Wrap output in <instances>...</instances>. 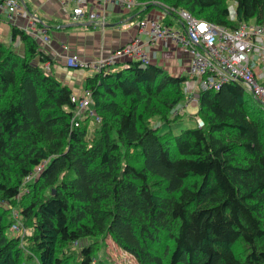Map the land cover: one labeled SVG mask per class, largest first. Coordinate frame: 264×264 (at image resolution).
<instances>
[{
	"label": "trees",
	"instance_id": "1",
	"mask_svg": "<svg viewBox=\"0 0 264 264\" xmlns=\"http://www.w3.org/2000/svg\"><path fill=\"white\" fill-rule=\"evenodd\" d=\"M136 1L131 20L164 6L229 29L264 22V0ZM48 61L16 26L0 41V264H109L94 258L107 237L138 264H264V107L251 93L203 91V126L160 134L152 120H179L186 76L127 61L86 77L99 122L72 127V91ZM8 206L29 235H10Z\"/></svg>",
	"mask_w": 264,
	"mask_h": 264
},
{
	"label": "built area",
	"instance_id": "2",
	"mask_svg": "<svg viewBox=\"0 0 264 264\" xmlns=\"http://www.w3.org/2000/svg\"><path fill=\"white\" fill-rule=\"evenodd\" d=\"M108 2L121 5L127 11L142 7L136 0H66L64 4L70 5L69 15L73 23L96 22L104 29V7ZM98 3L103 7L100 11H95L93 6ZM21 8L19 0H0V11H7L10 18L17 16ZM159 9L161 17L144 18L137 23V27L140 33L147 36L148 44L169 40L189 57L187 80L183 83V92L188 103L197 106L201 92L218 91L226 84L237 83L264 107V22H243L237 28L229 29L195 18L183 9H168L164 6ZM166 11L176 17L182 26L181 29L164 25L162 18ZM124 26L129 27L130 24L126 23ZM24 31L33 37L36 36L31 31ZM38 31L42 34V41L47 42L46 28L40 27ZM144 47V43L135 39L92 62H86L77 55H69L65 58V66L93 74L104 67L115 66L124 61H138L145 65L149 63V56ZM73 101L75 109L71 119L72 127H78L80 121L89 115L96 123L99 122L93 114L89 92L85 91L78 102L74 98ZM195 119L196 127L201 128L202 120L198 117ZM36 172L38 173L39 169ZM12 232L20 236L27 235V231L17 221L13 222Z\"/></svg>",
	"mask_w": 264,
	"mask_h": 264
},
{
	"label": "crops",
	"instance_id": "3",
	"mask_svg": "<svg viewBox=\"0 0 264 264\" xmlns=\"http://www.w3.org/2000/svg\"><path fill=\"white\" fill-rule=\"evenodd\" d=\"M19 2L22 8L17 16L10 18L7 11H0V41L5 44L10 43L12 26L35 34L39 50L49 58L42 67L71 89L76 102L84 96L85 79L91 74L83 70L67 68L65 58L69 55H77L86 62H92L135 39L145 44L149 64L159 66L173 76L187 78L189 57L177 45L169 40H158L148 44L147 36L138 30L137 23L140 20L162 16L159 8L149 11L140 20H131L132 13L139 7L127 11L121 5L108 2L104 7L106 26L101 29L96 22L73 23L69 15L70 5H65L66 0H19ZM102 7L103 5L99 3L93 6L95 11H100ZM108 16L110 19H106ZM164 18L165 16L162 19ZM171 22L172 28H182L178 20L171 19ZM126 23L130 26H124ZM40 27L46 28L47 42L42 41V34L38 31ZM13 45L17 51H22L19 40ZM125 62L127 61L123 63ZM190 106L194 107L191 104Z\"/></svg>",
	"mask_w": 264,
	"mask_h": 264
},
{
	"label": "rangeland",
	"instance_id": "4",
	"mask_svg": "<svg viewBox=\"0 0 264 264\" xmlns=\"http://www.w3.org/2000/svg\"><path fill=\"white\" fill-rule=\"evenodd\" d=\"M142 4V3H141ZM154 4L160 5L159 2H154ZM229 13H230V20L235 21V13L233 10V6L229 5ZM106 19H110L109 16L106 17ZM88 74L89 71H86ZM187 80V78H186ZM182 92H183V86H182ZM184 94V92H183ZM185 97V94H184ZM186 98V97H185ZM196 107H191L190 103H188L187 99H185V102L178 105L172 112H171V118L179 117L178 121H172L169 124H160L156 120H152V126L157 127L159 126V133H164L166 131H171L174 135L179 134L183 129L186 128H193L196 127ZM95 122L91 121L88 132L92 133L93 129L95 128ZM36 179L35 175H32L30 178V182H33ZM8 209L10 210L11 219L13 222L17 221L19 222L22 227L27 231V235H29L27 227L24 225L21 215L19 214V211L17 207H11L8 206ZM12 222V223H13ZM12 225L9 228V233L12 236H19L20 235L12 232ZM94 239L88 238L83 241H81L82 244H90L94 242ZM95 260H103L109 264H138L136 259L132 257L131 255L127 254L120 248H118L113 241L110 238H104L100 243V248L98 252L94 255ZM24 264H35V262H25Z\"/></svg>",
	"mask_w": 264,
	"mask_h": 264
},
{
	"label": "bare ground",
	"instance_id": "5",
	"mask_svg": "<svg viewBox=\"0 0 264 264\" xmlns=\"http://www.w3.org/2000/svg\"><path fill=\"white\" fill-rule=\"evenodd\" d=\"M177 20V19H176ZM180 23V22H179Z\"/></svg>",
	"mask_w": 264,
	"mask_h": 264
},
{
	"label": "water",
	"instance_id": "6",
	"mask_svg": "<svg viewBox=\"0 0 264 264\" xmlns=\"http://www.w3.org/2000/svg\"><path fill=\"white\" fill-rule=\"evenodd\" d=\"M194 107H196V106H194Z\"/></svg>",
	"mask_w": 264,
	"mask_h": 264
}]
</instances>
